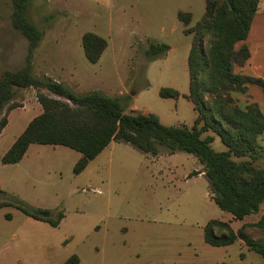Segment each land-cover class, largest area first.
<instances>
[{"label":"rangeland","instance_id":"obj_1","mask_svg":"<svg viewBox=\"0 0 264 264\" xmlns=\"http://www.w3.org/2000/svg\"><path fill=\"white\" fill-rule=\"evenodd\" d=\"M206 7L207 0H30L27 16L44 30L33 72L78 93L100 90L122 98L128 113L192 126L196 111L186 94L194 34L185 30L203 19ZM12 12L13 0H0L1 71L20 67L27 54L28 41L13 27ZM181 12L190 14L188 25ZM86 32L108 41L97 63L85 56ZM150 43L170 49L150 59ZM161 88H173L180 96L163 97ZM13 102L21 106L6 113L8 124L0 134V202H12L0 208V264H63L73 254L80 264H195L205 256L239 263V245L226 250L204 240L209 220L230 221L232 214L211 197L207 177L187 175L203 170L194 155L153 156L114 140L76 174L81 152L33 143L19 162L3 163L16 138L43 111L35 88L18 90ZM208 133L217 151L227 149L218 135ZM259 141L264 144L262 135ZM19 200L62 209L66 216L52 226L24 213L15 205ZM257 214H264V203L245 219ZM242 223L232 220L231 226L237 230Z\"/></svg>","mask_w":264,"mask_h":264},{"label":"trees","instance_id":"obj_2","mask_svg":"<svg viewBox=\"0 0 264 264\" xmlns=\"http://www.w3.org/2000/svg\"><path fill=\"white\" fill-rule=\"evenodd\" d=\"M29 1L13 0L11 22L27 39L28 47L24 66L5 70L0 76V134L8 124L6 113L21 106L13 102L18 90L35 88L43 111L16 138L3 155V163L19 162L33 143L64 145L81 152L74 167L76 174L114 140L129 143L153 156L185 152L203 165L211 197L222 210L231 213L234 219H244L261 210L264 144L259 137L264 132V113L256 103L241 108L232 96L234 90H245L248 83L259 85L264 92L262 77L237 73L234 69L235 64L244 65L250 58L246 44L240 49L235 45L248 37L261 0H207L203 19L185 30L194 34L188 56L190 81L186 94L197 112L192 126L167 125L151 113L134 110L128 113L122 98L100 90L78 93L64 82L37 76L33 72V58L44 30L28 18ZM180 18L186 25L191 21L189 13L181 12ZM82 43L91 63H97L108 46V41L94 32L84 33ZM169 49L166 43H150L146 55L153 59ZM160 94L180 96L173 88H161ZM208 132L218 135L227 149L217 151L212 145L214 136ZM198 173L193 170L189 177ZM9 204L12 202H0V208ZM15 205L52 226H58L66 216L62 209L31 207L20 200ZM204 239L214 246L230 245L242 239L264 258V214L256 222L244 223L237 231L230 221L211 219L205 226ZM63 264H80V258L73 254Z\"/></svg>","mask_w":264,"mask_h":264},{"label":"crops","instance_id":"obj_3","mask_svg":"<svg viewBox=\"0 0 264 264\" xmlns=\"http://www.w3.org/2000/svg\"><path fill=\"white\" fill-rule=\"evenodd\" d=\"M244 44H246L250 50V58L246 62V64H244V65L235 64V66H234L235 72L243 73V74H247V75H252V76H258V77H262L264 79V0L260 1L259 8H258V11L253 18V22H252L248 37L245 40L237 42L235 45V48L240 49ZM24 63H25V57L23 58L22 63H18V64L16 63L18 66L20 64L22 66L20 65V67H18V68L13 67L11 69H13V70L19 69V68L23 67ZM33 64H34V62H33ZM2 72L3 71L0 70V76H1ZM31 88L33 89V87H31ZM232 96L241 108L245 109L249 104L256 103L260 107L261 111L264 113V92L259 85L248 83L245 85V90H234L232 92ZM14 109H16V108H14ZM196 117H197V112H196ZM210 135H212V134H210ZM262 136L264 139V132H263ZM202 167H203V165H202ZM189 174L187 173V175H189ZM195 176L206 177L205 172L203 170ZM191 177H189V178H191ZM261 215L262 214H259V215L257 214L256 218L251 217L248 219H245L247 216L244 219H234L232 216V218H230L229 220H230V223H232V220H242L243 221L242 225H243L244 223L258 221L260 219ZM248 216H250V215H248ZM233 244L239 245V250H240L239 256L240 257H238L239 258L238 264H264V258L259 253L254 254L256 252L254 250H251L246 245L244 240L238 239ZM233 244L223 245V246H215V247L228 250V249H230L231 245H233ZM212 246H214V245H212ZM242 253L244 254V257L241 256ZM222 261L228 262L229 260L228 259H221L219 261H210V259L205 256L203 258H200L198 261H196L195 264H216V263L222 262ZM228 263L230 264V261Z\"/></svg>","mask_w":264,"mask_h":264}]
</instances>
